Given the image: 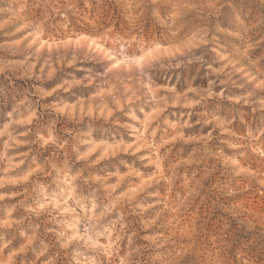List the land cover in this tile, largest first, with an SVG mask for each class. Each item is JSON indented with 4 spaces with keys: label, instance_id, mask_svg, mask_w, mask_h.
Wrapping results in <instances>:
<instances>
[{
    "label": "rangeland",
    "instance_id": "rangeland-1",
    "mask_svg": "<svg viewBox=\"0 0 264 264\" xmlns=\"http://www.w3.org/2000/svg\"><path fill=\"white\" fill-rule=\"evenodd\" d=\"M0 264H264V0H0Z\"/></svg>",
    "mask_w": 264,
    "mask_h": 264
}]
</instances>
